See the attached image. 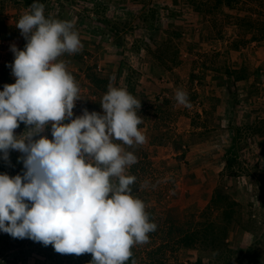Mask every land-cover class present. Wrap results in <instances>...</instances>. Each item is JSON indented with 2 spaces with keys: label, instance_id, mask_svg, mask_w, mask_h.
<instances>
[{
  "label": "rangeland",
  "instance_id": "1",
  "mask_svg": "<svg viewBox=\"0 0 264 264\" xmlns=\"http://www.w3.org/2000/svg\"><path fill=\"white\" fill-rule=\"evenodd\" d=\"M40 2L50 18L74 24L83 45L60 57L80 86L73 118L84 109L103 114L110 83L141 101L138 127L147 142L125 146L138 157L128 174L137 177L132 194L145 202L157 228L148 243L135 246L136 260L264 264V0ZM26 10L24 0H0V18L8 24L0 37V91L15 83L11 46L23 50L27 43L16 27ZM177 89L187 92L190 107L176 102ZM24 131L21 123L15 134ZM43 135L52 139L51 125ZM22 156L10 150L8 162L0 158V174L22 176ZM220 192L237 202L227 250L176 244L171 225L215 220ZM43 247L0 231V264H79L87 257Z\"/></svg>",
  "mask_w": 264,
  "mask_h": 264
},
{
  "label": "clouds",
  "instance_id": "2",
  "mask_svg": "<svg viewBox=\"0 0 264 264\" xmlns=\"http://www.w3.org/2000/svg\"><path fill=\"white\" fill-rule=\"evenodd\" d=\"M16 27L27 43L11 46L15 83L0 91V158L22 153L25 171L0 174V231L60 254H91L89 264H127L157 228L128 174L138 157L125 146L147 142L141 101L110 83L103 114L84 109L73 118L80 86L60 57L83 48L74 24L46 18L44 5L33 3ZM175 100L191 106L183 89ZM21 123L25 131L16 135ZM49 125L52 139L43 135Z\"/></svg>",
  "mask_w": 264,
  "mask_h": 264
},
{
  "label": "trees",
  "instance_id": "3",
  "mask_svg": "<svg viewBox=\"0 0 264 264\" xmlns=\"http://www.w3.org/2000/svg\"><path fill=\"white\" fill-rule=\"evenodd\" d=\"M25 6L30 8V5L33 3H39L40 0H24ZM46 18H50V14H44ZM53 18V17H52ZM54 19L62 20L61 17H54ZM8 28V24L5 19L2 17L0 18V37H4L5 32ZM91 80H97L100 78L97 73L89 74ZM99 80V79H98ZM226 164L231 166V161L227 159ZM213 203L215 204L216 208L219 211V215L215 220L206 219V221H199L194 228L187 227V223L181 225L172 224L171 228H175V235L176 244H180L184 247H192L199 242L206 243L207 246L212 248L214 251H226V243L225 238L227 236L228 228L233 222L235 213H236V204L237 202L234 200H230V198L225 195L224 192L216 193L214 195ZM211 207V206H210ZM208 210L210 208L208 207ZM150 217L152 218V212H149ZM203 216V215H202ZM210 216V215H207ZM169 246V245H168ZM163 246H159L157 250H149L148 255L154 254L156 251L160 252ZM46 250V246L43 247ZM43 250V251H45ZM133 257L127 262V264H132V260L136 261V264H142V262H138L136 260L137 253L135 251V247L132 249ZM136 254V255H135ZM52 256V255H51ZM250 260V257H248ZM92 260L91 254H87V257L84 258V263L79 264H89ZM58 264H61V261H58Z\"/></svg>",
  "mask_w": 264,
  "mask_h": 264
},
{
  "label": "crops",
  "instance_id": "4",
  "mask_svg": "<svg viewBox=\"0 0 264 264\" xmlns=\"http://www.w3.org/2000/svg\"><path fill=\"white\" fill-rule=\"evenodd\" d=\"M142 130V129H141Z\"/></svg>",
  "mask_w": 264,
  "mask_h": 264
}]
</instances>
